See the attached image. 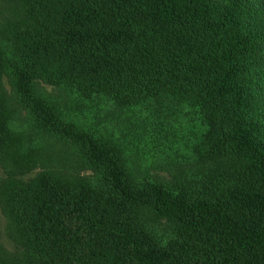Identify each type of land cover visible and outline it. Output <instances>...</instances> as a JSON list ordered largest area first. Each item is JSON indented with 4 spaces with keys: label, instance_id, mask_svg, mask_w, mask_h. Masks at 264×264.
<instances>
[{
    "label": "trees",
    "instance_id": "obj_1",
    "mask_svg": "<svg viewBox=\"0 0 264 264\" xmlns=\"http://www.w3.org/2000/svg\"><path fill=\"white\" fill-rule=\"evenodd\" d=\"M0 2L20 10L0 30V88L15 94L11 115L22 127L0 122V157L11 169L0 177V210L17 250L0 249V264H264V229L219 201L130 181L124 149L71 117L78 103L95 111L96 99L114 113L172 102L243 164L227 197L264 214V0ZM147 117L141 126L153 141ZM158 128L170 147L173 137ZM24 133L44 149L63 147L56 172L27 183L9 177L24 172L14 155L22 147L12 146ZM143 209L165 224V241L162 228H143Z\"/></svg>",
    "mask_w": 264,
    "mask_h": 264
},
{
    "label": "rangeland",
    "instance_id": "obj_2",
    "mask_svg": "<svg viewBox=\"0 0 264 264\" xmlns=\"http://www.w3.org/2000/svg\"><path fill=\"white\" fill-rule=\"evenodd\" d=\"M19 13L20 10L18 13L10 11L9 7L0 2V30L9 21L13 24L17 23ZM260 52L262 56L258 67L263 71L264 45ZM38 84L46 93L54 90L47 82L41 81ZM96 100L97 104H100L95 111L89 112L88 104L78 103L74 105L71 117L79 118L81 123H94L99 126L104 137L114 142L118 148L124 149L125 171L130 181L136 184L157 182L183 190L188 198L203 197L209 201H219L234 216L245 219L258 229H264V214L258 207L248 210L225 194V191L231 189V186L239 179L240 172L244 170L240 159L225 146H212L210 139L212 132H203L198 129L196 117L192 118L188 113L184 114V110L175 108L172 102L158 106L159 102L155 99L145 103L140 112L136 109L120 113H114L117 110H113L111 104L103 106L101 104L103 100ZM15 109L19 110L17 98L3 84L0 88V122H5L9 131L11 129L18 133L22 127L18 124L16 116L11 115ZM146 116L153 127V141L149 140L148 133L143 127L145 122L141 126V117L146 120ZM159 125L164 126L168 136L173 137L170 147L165 142L164 136L159 133ZM218 143L222 144L223 139H218ZM12 146L22 147L18 152L15 151L14 155L21 154L17 158L24 157L22 161L24 172L14 167L16 171L9 172V177L24 183L34 180L42 170L56 172L53 169V163L63 150V147H60L61 151L58 148L44 149L31 141L25 133L24 141L21 140ZM222 154L228 155L225 161H211ZM4 162L7 161L0 157V177L4 176V171L11 170L7 164H3ZM90 174L88 170L80 171L81 177L91 176ZM6 222L0 210V249L7 253H15L16 246L6 235ZM139 222L143 228L148 227V231L152 229L158 231L162 228L159 231H162V239L166 240L164 236H167V231L163 226L164 223H158L152 211L143 209Z\"/></svg>",
    "mask_w": 264,
    "mask_h": 264
}]
</instances>
